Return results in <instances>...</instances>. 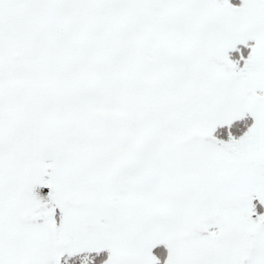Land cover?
<instances>
[{
  "label": "snow or ice",
  "instance_id": "1",
  "mask_svg": "<svg viewBox=\"0 0 264 264\" xmlns=\"http://www.w3.org/2000/svg\"><path fill=\"white\" fill-rule=\"evenodd\" d=\"M0 264H264V0H0Z\"/></svg>",
  "mask_w": 264,
  "mask_h": 264
}]
</instances>
